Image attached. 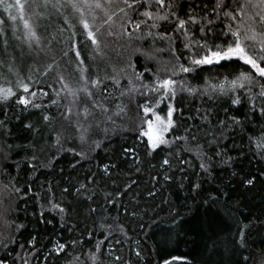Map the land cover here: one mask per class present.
Instances as JSON below:
<instances>
[{
    "label": "trees",
    "instance_id": "trees-1",
    "mask_svg": "<svg viewBox=\"0 0 264 264\" xmlns=\"http://www.w3.org/2000/svg\"><path fill=\"white\" fill-rule=\"evenodd\" d=\"M175 2L180 18L187 19L191 11L199 20L211 15L215 0ZM227 2L232 5V0ZM6 3L14 5L15 0ZM21 3L23 20L15 8L9 13L0 6V87L16 93L0 102V264H264V147L257 143L264 137L260 84L250 93H239L238 105L227 96L210 100L199 92L178 90L169 101L177 109L175 127L167 136L174 143L151 151L145 147L147 139L132 130L130 118L138 122L144 116L138 105L153 106L156 94L142 86L151 87L157 75H168L165 66L175 62L173 50L179 63L189 66L190 53L175 18L151 29L173 37L171 45L148 36L144 26L141 39L135 38L140 33L129 38L121 34L124 14L119 7L124 5L113 3V20L102 25V31L113 35L104 31L99 36L97 54L78 23L79 14L52 7L64 0H51L47 7L43 0ZM135 7L138 12L126 11L136 21L145 19L139 12L157 10L154 2L150 8ZM245 12L252 14L250 8ZM85 15L91 20L87 11ZM248 15L243 17L248 25L264 28ZM98 16L103 18V13ZM25 20L39 45L25 39ZM225 23L223 17L216 21L211 37L216 43L230 39L222 35ZM98 26L100 19L92 25ZM186 26L200 35L199 23ZM221 63L173 78L202 88L204 79L231 78L247 70L235 60ZM82 73L101 81L93 89L98 101L113 111L117 105L127 106V115L90 128L84 141L69 123L84 106L83 93L72 105L73 97L60 83L62 76L75 89ZM21 96L30 101L27 107L16 102ZM68 107L72 115L66 119ZM79 119L83 122L82 115ZM197 143L198 154L185 150Z\"/></svg>",
    "mask_w": 264,
    "mask_h": 264
},
{
    "label": "snow or ice",
    "instance_id": "snow-or-ice-1",
    "mask_svg": "<svg viewBox=\"0 0 264 264\" xmlns=\"http://www.w3.org/2000/svg\"><path fill=\"white\" fill-rule=\"evenodd\" d=\"M153 2L157 6L155 12L149 10L139 12V15L145 18L143 20L136 21L135 18L130 16L128 11H126V9H129L133 12H138V9L135 7L137 4H141V6L147 4L150 8ZM43 3L44 6L47 7L51 3V0H43ZM113 3H116L117 7H119L120 4L124 5V7H119V11L124 14L121 22L122 35H128L129 38H132L135 33H140L141 35L135 38L141 39L144 33V27H147L149 29L147 32L148 36L167 40L171 45L174 43L173 37H169L166 34H154L151 29L159 28L160 22L171 23L172 18H175L176 30L184 36V48L190 53L188 57L189 66H185L179 63L180 57L176 56L173 50L175 62L172 63L170 67L165 66V71L168 75L164 78L157 75L154 85L151 87L149 85L142 86L148 92L156 94L153 100V106L150 107L147 104L138 105V107L143 110L144 116L140 117L138 122L135 118L130 119L132 130L138 132L140 136L147 138L145 143L146 148L155 151L161 146H169L171 143H174L167 139V136L175 127L174 113L177 109L171 103H168L165 117H162L156 109L160 107L163 101L175 100L178 90L185 91L190 95H195L199 92L201 95L207 96L210 100L227 96L233 105H238L240 103L239 93H250L259 83L260 90L257 95L261 100H264V83H261V81H264V28L248 25L243 19L245 15H248L245 9L250 8L252 14L248 15V18L254 23L264 25V0H243L241 3H237V0H232V5H229L227 0H215L211 15L206 13L204 16L200 17L199 20L191 11L187 19L180 18L176 11L177 5L175 0H64L63 4L52 3V7L57 9H59V7H68L71 8L73 12L78 13V23L83 27L92 45L95 46L97 54H100L99 36L103 35L104 31H106L109 36L113 35L108 29L102 31V25H110L115 15L114 12L109 11V6ZM0 6H3L4 12L9 13L15 8L20 13V19H24V5L21 3V0H15L14 5L12 3H6V0H0ZM196 6L197 5L193 4L191 7L195 8ZM204 7L206 8L207 4H205ZM233 8H235V11ZM86 11L87 15L91 17V20L86 18ZM98 13H103V18L99 17ZM221 17L226 21L224 25L226 31H223L222 35L230 39H227L223 43H216L211 37L215 33L216 21ZM9 19L15 21L17 17L15 15H10ZM98 19L101 20V26L93 28L92 25L95 24ZM149 21H151V23H149ZM0 23H2V21H0ZM65 23H68L67 18L65 19ZM198 23L200 24V35L197 37L186 25H196ZM24 28L26 29L25 39L28 41H35L37 45H39L37 33L29 25L27 20L24 21ZM29 46L31 47V43ZM76 55L77 58H79V52H77ZM233 60L247 66V70L239 72L231 78L225 76L223 79L218 80L204 79L202 88L185 86L184 83L178 84L173 78L181 73L194 72L204 65L223 66L221 62H231ZM49 70H51V65H49ZM111 79L118 83L115 76L111 77ZM137 79H139L138 76ZM79 81L82 83H78V87L72 89L65 83L64 78L62 76L60 77V83L68 89L69 95L73 97L72 105H76L81 101V97L78 94L83 93L84 106L76 113L78 118L74 122L70 120L69 123L70 125L74 124L81 141H84L90 128L100 127L109 121L115 123L114 117H121L122 113L127 115V106L117 105V110L113 111L109 106L98 101L93 89L98 88L101 82L99 79L85 78L82 73L79 77ZM89 85H91V87H89ZM21 86L25 93L29 91L27 84ZM15 94L16 93L11 87H0V102H7ZM32 95L34 96L35 93H32ZM121 95H125V93H121ZM16 102L25 107L30 103V101L26 100L23 96L18 97ZM52 103L55 104L57 101L53 100ZM33 107L38 108L40 105L33 104ZM253 108H255V105H253ZM161 111H164V109H161ZM260 111L261 114L264 115V105L261 106ZM64 115L66 119L71 116L72 107H68ZM81 115L83 116V122L79 119ZM43 119L47 121L49 117L45 115ZM204 119L206 120L207 116H205ZM233 122L239 123L235 118H233ZM28 127H31V125H28ZM104 130L107 131V129ZM177 139L184 138L177 137ZM192 139L195 140L196 136L193 135ZM59 140L60 136L58 135L57 142H59ZM261 141H264V137L261 138ZM261 141L257 142L258 146L264 147ZM96 146L99 147L98 144ZM185 150L195 151L198 154L200 152V147L197 143L194 148L188 147ZM164 163H168V161L165 160ZM201 167H204V165L201 164ZM246 183L252 184V180H247ZM17 191L19 190L17 189ZM65 191H67V189H65ZM56 207H58V205L53 204V208ZM59 210L61 212L64 211L63 208ZM239 235L241 237V244L243 245L244 235L243 233ZM63 248L64 245H59L61 251ZM137 255H139V253H137ZM91 259L94 261L95 256L93 255Z\"/></svg>",
    "mask_w": 264,
    "mask_h": 264
},
{
    "label": "rangeland",
    "instance_id": "rangeland-1",
    "mask_svg": "<svg viewBox=\"0 0 264 264\" xmlns=\"http://www.w3.org/2000/svg\"><path fill=\"white\" fill-rule=\"evenodd\" d=\"M168 103H169V101H166L164 111L159 110V108L156 109V111H157L162 117H165V116H166V106H167ZM150 107H152V106H150ZM174 123H175V122H174ZM145 138H146V137H145ZM146 139H147V138H146Z\"/></svg>",
    "mask_w": 264,
    "mask_h": 264
}]
</instances>
